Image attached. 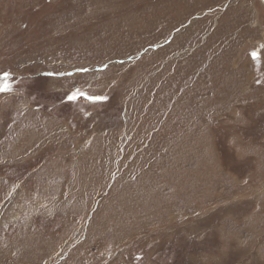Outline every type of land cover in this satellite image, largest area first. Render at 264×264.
I'll list each match as a JSON object with an SVG mask.
<instances>
[{
	"label": "rangeland",
	"instance_id": "374dc122",
	"mask_svg": "<svg viewBox=\"0 0 264 264\" xmlns=\"http://www.w3.org/2000/svg\"><path fill=\"white\" fill-rule=\"evenodd\" d=\"M4 84L0 264H264V0H0Z\"/></svg>",
	"mask_w": 264,
	"mask_h": 264
},
{
	"label": "snow or ice",
	"instance_id": "6c2138e0",
	"mask_svg": "<svg viewBox=\"0 0 264 264\" xmlns=\"http://www.w3.org/2000/svg\"><path fill=\"white\" fill-rule=\"evenodd\" d=\"M5 79L7 78V74H5V77H4ZM7 90H9V87H8V85L7 84H4L2 87H0V91H7ZM71 98H75V97H71Z\"/></svg>",
	"mask_w": 264,
	"mask_h": 264
},
{
	"label": "bare ground",
	"instance_id": "6f19581e",
	"mask_svg": "<svg viewBox=\"0 0 264 264\" xmlns=\"http://www.w3.org/2000/svg\"><path fill=\"white\" fill-rule=\"evenodd\" d=\"M125 140V139H124ZM164 142V141H163ZM168 142V141H167ZM87 194V193H86Z\"/></svg>",
	"mask_w": 264,
	"mask_h": 264
}]
</instances>
